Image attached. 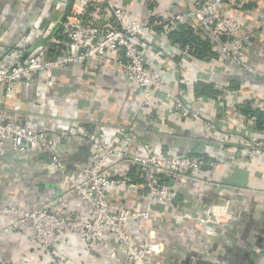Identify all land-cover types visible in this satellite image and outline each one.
<instances>
[{
  "label": "crops",
  "instance_id": "1",
  "mask_svg": "<svg viewBox=\"0 0 264 264\" xmlns=\"http://www.w3.org/2000/svg\"><path fill=\"white\" fill-rule=\"evenodd\" d=\"M73 2L0 0V54L17 51L24 59L31 54L44 59L67 54L69 42L63 34V23ZM196 5L197 0H89L85 15L104 28L107 22L118 24L114 14L117 8L124 9L130 18L153 22L162 16L188 12ZM222 13L238 22L240 35L249 34L246 60L264 74V0H228ZM40 30L44 34L40 35ZM168 34L156 27L147 30L141 41L148 62L162 69V80L170 93L182 99L180 110L174 109L163 92L156 91L144 100L141 90L130 84L116 61L118 52L40 72L29 95L21 83L11 92L0 90V106L9 117L44 133L50 147L48 153L10 150L0 155V204L60 196L68 186L64 174L49 165L51 155L60 157L66 172L81 178L92 153V137L103 138L131 154L153 149L176 152L180 148L178 132L209 133L213 137L209 141L223 145L210 147L200 179L181 177L169 186L175 195L184 191L182 210L203 213L213 203L227 204L237 218L226 230L217 226L219 232L213 235L188 221L181 222L178 230L171 222L155 227V236L164 241L161 259L166 264H216L222 244V257L229 259V264H264V154L250 157L244 141L264 139V125L258 127L255 117L246 118L237 105L252 100L264 111V84L241 79V71L237 72L232 62L221 64L219 58L206 61L192 57ZM202 81L216 86L238 81L241 85L235 94L229 93L230 98V90L212 98L195 91V84ZM197 114L201 115L199 119ZM223 136L233 138L226 142ZM128 159L122 157L112 171L118 178L126 173L128 177L127 183L111 193L116 207L137 204L146 192L145 181L136 167H130ZM175 206L171 204L168 209L174 211ZM64 207L72 215L85 217L89 213L88 206L74 194L68 195ZM4 226L5 220L0 217V264H113L103 249L105 242L87 245L77 232H67L53 251L36 241L32 229L6 235L2 233ZM212 242L214 245H210Z\"/></svg>",
  "mask_w": 264,
  "mask_h": 264
},
{
  "label": "built area",
  "instance_id": "2",
  "mask_svg": "<svg viewBox=\"0 0 264 264\" xmlns=\"http://www.w3.org/2000/svg\"><path fill=\"white\" fill-rule=\"evenodd\" d=\"M227 1L197 0V5L192 10L162 16L153 22L130 18L124 9L117 8L114 14L118 24L107 22L104 28H100L94 20L84 19L89 0H74L70 14L63 23V34L69 42L67 54L55 59H44L33 54L24 59L17 51L0 54V90L5 88L11 92L16 84L21 83L25 93L29 95L36 74L40 72L57 66L80 65L88 59L97 60L110 52H118L116 61L123 67L130 84L141 90L144 100L150 99L156 91L163 92L174 105V109L180 110L183 108L182 99L170 93L162 80V69L148 62L141 39L147 30L160 26L168 34L174 27L188 22L210 38L214 45L220 44L222 37H230L226 42L233 47L231 58L235 66L245 72L260 73L259 70L252 69L254 67L246 60L245 50L249 34L240 35L238 22L222 13L223 5ZM93 18L101 17L94 15ZM43 32L45 31L40 30L38 33L41 35ZM185 51L190 53L189 48ZM196 117L199 119L201 116L197 114ZM91 145L89 164L81 178L76 173L66 172V166L60 157L51 155L52 163L49 165L64 174V184L68 186L57 198L35 199L30 203L9 201L0 204V217L5 220L2 233L11 235L30 228L43 248L56 251L63 236L73 231L87 245L105 242L103 249L110 263L166 264L161 259L164 256V241L155 236V227H164L171 222L172 227H177L174 230H178L181 229V222L188 221L200 227L207 235H213L219 232L217 226L226 230V226L237 218L230 212L227 204L213 203L203 213L181 209L180 203L185 193L183 191L175 195L169 182L171 179L175 181L187 176H192L197 181L207 164L206 159L172 150L153 149L127 154L115 144L96 136L92 137ZM249 145L251 157L264 154V141ZM10 150L18 153H48L50 147L44 133L10 118L8 111L0 106V155ZM122 157H129L130 167L135 166L139 170V176L145 181L148 190H144L145 195L141 202L116 207L111 202V193L119 190L121 184L127 183L128 178L127 173L121 174L123 178H118L112 172ZM161 175L167 177L163 182ZM69 194L78 196L88 206L87 216L72 215L65 211V201ZM178 195L181 196L179 200ZM171 204H176L174 211L168 209ZM219 246L224 252L222 244ZM223 252L216 254V264L230 263L229 259L222 257ZM0 260H3L1 249Z\"/></svg>",
  "mask_w": 264,
  "mask_h": 264
},
{
  "label": "trees",
  "instance_id": "3",
  "mask_svg": "<svg viewBox=\"0 0 264 264\" xmlns=\"http://www.w3.org/2000/svg\"><path fill=\"white\" fill-rule=\"evenodd\" d=\"M92 18V17H91ZM91 18L85 15V21H90ZM159 28H162L159 26ZM173 43L178 45L180 48H189L190 55L199 60H212L219 58V52L216 50L215 45L207 36L203 35L200 31L196 30L191 23L185 22L181 23L178 26L174 27L168 34ZM65 37V36H64ZM66 39V37H65ZM67 40V39H66ZM222 42H226L230 40V37L224 36L222 37ZM68 41V40H67ZM241 83L238 81H231L227 84H221V86H216L212 83H208L205 81L197 82L195 84V91L199 93H204L212 98H217L222 95L226 90L234 91L240 88ZM239 110L246 118H253L257 120V126L263 127L264 125V111L255 107L254 102L245 101L242 104H237ZM166 150V149H165ZM198 156V155H195ZM207 161V160H206ZM207 165H205L206 167ZM135 167V166H133ZM209 167V166H208ZM135 170L137 168H134ZM161 181L167 179L165 175H161ZM146 191L148 188L145 186ZM181 196L178 195L177 200H179Z\"/></svg>",
  "mask_w": 264,
  "mask_h": 264
},
{
  "label": "water",
  "instance_id": "4",
  "mask_svg": "<svg viewBox=\"0 0 264 264\" xmlns=\"http://www.w3.org/2000/svg\"><path fill=\"white\" fill-rule=\"evenodd\" d=\"M241 74H242L241 79L243 80L261 82V83L264 82V74H261L259 72H252V71L245 72L242 70ZM177 134L179 135L178 139H179L180 148L179 149L176 148V152L180 154H185V155L193 154V155H198L201 159H205V157H207L209 153L211 146L218 147V146L223 145V144H215V142L209 141V140H212L213 138L212 136H210L209 133H200V131H197V132L181 131V132H178ZM196 137H200L203 139L194 140ZM217 142H220L219 138L217 139ZM169 183L170 184L174 183V180L171 179ZM220 187L227 188L228 186L221 185Z\"/></svg>",
  "mask_w": 264,
  "mask_h": 264
},
{
  "label": "rangeland",
  "instance_id": "5",
  "mask_svg": "<svg viewBox=\"0 0 264 264\" xmlns=\"http://www.w3.org/2000/svg\"><path fill=\"white\" fill-rule=\"evenodd\" d=\"M221 43H223V44H221ZM221 43L218 45V49H217V51L220 53V56H219V60H220V62H221V64H227L228 62H232L233 64H235L234 62H233V60H232V58H231V51H232V46L229 44V42H226V43H224V42H222L221 41ZM249 43V42H248ZM248 43H247V45H246V50H245V56H246V51H247V46H248ZM226 47H227V49H226ZM229 47V48H228ZM230 54V55H229ZM247 57V56H246ZM249 64V63H248ZM252 66V65H251ZM225 68V67H224ZM238 68V67H237ZM252 69H254V70H256L257 71V69L254 67V68H252ZM224 70V69H223ZM238 71H241L242 72V70H240V69H237V72ZM223 73V72H222ZM236 73V72H235ZM224 74V73H223ZM231 75V74H230ZM229 75V76H230ZM233 75V74H232ZM231 75V76H232ZM228 76V77H229ZM230 76V77H231ZM222 84V83H221ZM262 84H264V82L262 83ZM232 93V94H235V91H228L227 92V95L229 94V93ZM240 94V93H239ZM230 95L231 94H229L228 96H229V98H230ZM230 114H231V111L229 112ZM201 116V115H200ZM223 138V141H231V138H233V137H225V136H223L222 137ZM228 139V140H227ZM246 143H247V145H248V149H250V145L249 144H255V143H258L259 141H264V139H259V140H254V139H250V140H244ZM230 145H228L227 147L228 148H230L231 149V147H229ZM48 152H50V151H48ZM248 155H249V153H248ZM250 156V155H249ZM251 157V156H250ZM201 264V263H200Z\"/></svg>",
  "mask_w": 264,
  "mask_h": 264
}]
</instances>
